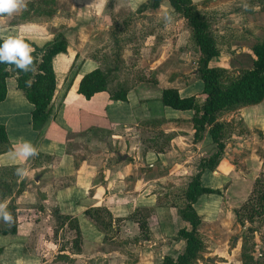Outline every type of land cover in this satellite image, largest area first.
Segmentation results:
<instances>
[{
    "label": "crops",
    "instance_id": "crops-1",
    "mask_svg": "<svg viewBox=\"0 0 264 264\" xmlns=\"http://www.w3.org/2000/svg\"><path fill=\"white\" fill-rule=\"evenodd\" d=\"M110 1L23 0L25 7L21 10L0 14L1 39L18 34L33 49L53 42L57 32L63 34L67 41L66 52L53 59L56 91L49 107L52 108L50 122L42 129L34 128V107L18 88L16 78L6 79L7 96L0 103V125L5 128L11 150L0 154V169L22 168L25 174L10 176L5 181V185H8L5 196L0 193V204L5 205L6 211L17 214L18 220L16 234L3 235L2 230L10 223L0 219V264L97 262L101 256L105 257V253H97V247L105 236L98 229V224L86 215V211L94 208L104 207L112 217H116V212L123 213L121 217H127L135 209H148L152 215L149 218L151 232L153 217H157L160 227H166L170 224L166 196L176 189L168 188V181L177 186L187 177L196 175V162L213 157L217 152L208 131L200 141H194L192 111L177 114L184 111H175L162 104L163 90L172 87L183 98L193 97L182 93L185 85L193 81L188 77L179 81V75L169 74L171 78L167 85L162 84L158 75L156 84L135 80V87L129 92L127 102H113L106 92L95 95L90 101L77 93L80 80L97 68V64L88 57L95 46L89 42L91 37L98 36L96 32L101 29L107 36L110 26L106 11ZM142 1L128 0L126 4L133 5L130 11L135 12V9L138 11L149 2ZM207 1L210 0H192L199 7ZM165 10L166 14L172 11L167 1L156 10V15L161 17ZM149 12L146 15H152L153 12ZM179 26L176 23L174 38L180 37ZM182 43L178 47L177 43L164 40L154 49H147L146 44L134 68L154 74L164 67L173 68V65L178 70L184 61L180 57L181 46L184 49L186 44ZM251 59L255 60L253 54ZM174 69L170 72L175 73ZM158 72L162 74L161 70ZM201 99H204V95ZM227 117L242 119L248 127L264 131V104L241 108L227 114L224 119ZM226 121L231 123L230 120ZM147 134L150 136L147 137ZM156 134V137H152ZM144 137L149 140H143ZM238 140L241 138L238 137ZM24 141L32 144L36 156L27 159L14 157V151ZM95 146H105L106 153L87 152L80 155L81 151H76L87 147L91 151ZM227 149L235 150V147L228 145ZM229 155L226 152L223 160L228 159ZM142 168L145 170L142 171ZM205 172L215 178V186L203 187L220 195L228 173L218 176L217 172ZM119 198L125 199L121 203L115 202ZM176 211V219H172L171 223L178 228L180 224ZM170 213L173 214L172 209ZM198 215L202 220L200 212ZM59 217L69 220L63 221ZM128 221H132L130 216ZM75 223L81 234L79 245L75 244ZM114 224L113 220L112 230L117 232ZM133 225L138 227L135 222ZM47 227L55 233L51 242L54 247L59 246L57 250L52 254L30 252L28 245L33 240L32 243H37L36 237ZM66 229L75 233L70 249L61 245Z\"/></svg>",
    "mask_w": 264,
    "mask_h": 264
},
{
    "label": "rangeland",
    "instance_id": "rangeland-1",
    "mask_svg": "<svg viewBox=\"0 0 264 264\" xmlns=\"http://www.w3.org/2000/svg\"><path fill=\"white\" fill-rule=\"evenodd\" d=\"M127 1L128 0H111L108 10L106 11L110 28L115 24V21H113V18H115L118 23L117 26H120L122 32L121 36L123 38L131 40L133 35L135 37V41L122 45L123 50L120 54V59L121 64L125 67L123 72L131 73L136 81L143 80L141 82L147 81L155 84L158 83L157 78L159 76L163 85H167L166 82L171 78L169 74L179 75L181 78L179 81L185 80L184 77H188L187 79H192L193 81L185 85L182 89V93L184 95L199 97L198 100L202 101L203 99L201 98L203 97L204 85L195 75L197 74L198 55L188 47L189 33L185 28L184 20L175 18L173 11L166 14L165 10L164 14L162 13L163 15L159 17L156 15V10H146L138 13L136 15L137 19L134 20L128 28H125V30L122 31L124 29L122 26L123 20L129 16V14H136L137 12V9H135V12L130 11L132 10L133 5L130 6L126 4ZM136 1L139 2L140 0ZM199 8L202 11L215 13L213 15L212 28L217 33H222L226 36V38L223 39L222 53L219 57L210 61V66L226 67L230 73L235 75L241 70L251 68L254 62L251 59L253 54L252 47L257 41L264 39V0H216L214 2L210 0L200 4ZM148 12L153 13L152 15H146ZM166 16H168V18L165 21H162ZM176 23L180 25L178 28L180 37L177 36L174 38ZM58 30L61 31L62 29ZM101 30L96 32L98 34L97 37L90 38L92 40H90L89 44L92 43V45L95 44V46L92 47L94 50L90 51L88 55H91L95 50H98L107 57V60L109 59V61H111L109 51L113 40L109 37V32L106 36ZM146 34L147 38H145V40L141 39L143 38V35L145 36ZM164 40H168L171 43H177L176 45L178 47L179 44H183L182 42L186 44L184 49V46H181L182 51L180 57L184 58L181 68L175 70L174 65L173 68L164 67L159 69L162 74H158L159 70L154 74L148 73L142 68H134L138 63V59H141V50L146 47V44L147 49H154V47L160 45L159 43ZM141 42L142 44L145 43V45L139 51V54L135 55L134 48ZM155 58L157 59V55ZM172 69L176 72L171 73L170 71H172ZM156 75L158 76L156 77ZM177 80L178 79L172 83H175ZM170 85L179 86V84ZM261 104H264V101L260 103V105ZM170 112L172 111L170 110ZM177 114L188 113L179 112ZM226 120L231 121V123H228L231 124V130L233 133L227 142L222 160L224 159L226 152L230 155L227 156L228 159L223 160L222 165L221 160L218 169L214 172H217L218 176L220 174L228 173V179L223 182L224 188L220 189L222 191H220V195L214 194L202 196L198 202L200 204V210L198 203L195 206L198 213L200 212L202 215V225L199 228V234L203 241L204 248L199 253L194 264H241V254L244 242L243 234L247 231L249 225H247V229L244 231V227L236 221L234 211L240 208L247 200L253 189L256 178L264 172V131H260L255 127L250 128L248 127L249 125L244 123V120H240L236 117L233 119L227 117ZM151 127L154 129L157 128V126ZM148 136L150 135L147 134V137ZM156 136L157 134L152 135V137ZM147 137H144L143 140H149ZM238 137L241 138L240 141L238 140ZM228 145L235 147V150L227 149ZM76 151H81V155L87 154V152L106 153L107 149L105 146L101 148L95 146L91 151L88 150V147L87 149L79 148ZM143 170H145V168H142V171ZM217 173L215 174L216 176ZM140 178H142V176H140ZM214 179L215 178L211 177L209 172H205L202 176V186H210L212 188L215 186ZM187 182V179H185L179 182V185L175 186L171 185L172 183L168 181L169 186L167 187L182 189L186 186ZM172 192L173 190L166 196L165 200L166 205H168L167 216L170 224H167L166 227H160L157 217H153V232H151L150 241L140 240L141 235L139 228L133 225V215L136 214L137 209L130 212L127 217H121L123 213L116 212V217L113 216L112 221H115L113 226L117 228V232L112 230V225L107 228L98 225V229L103 233L105 238L102 241V244L98 245L97 253H105V257L101 256L100 260L92 263L162 264L166 256L176 258L183 251L185 246V242L179 237L178 232L182 229H186L188 224L181 219L179 211V219L177 222L180 225H178V228L171 223L172 219L175 221V213L177 212L176 210H178V208L175 210V207L172 206ZM209 197L210 199L208 201L203 202ZM123 199L119 198L115 202L121 203ZM160 200L164 201L163 198H160ZM169 208L173 210L172 215L170 213L171 209L169 210ZM117 215L120 216L117 217ZM129 216L132 220L130 222L128 221ZM150 217H152L151 213ZM106 221L110 222L108 219H106ZM42 231L43 232L36 237L37 243H32L33 240L28 245V248L31 249L30 252L32 253L52 254L59 247H54L51 242V239L54 240L55 233L53 232V229L50 230L48 227ZM74 236L75 233L72 230L66 229L62 234L61 245L68 247V249H70V247L72 248L71 244ZM253 240L255 243V246L252 249L253 257L255 259L263 258L264 239H262L260 233H254ZM95 249L96 247L93 248V251ZM88 264H91V262Z\"/></svg>",
    "mask_w": 264,
    "mask_h": 264
},
{
    "label": "trees",
    "instance_id": "trees-1",
    "mask_svg": "<svg viewBox=\"0 0 264 264\" xmlns=\"http://www.w3.org/2000/svg\"><path fill=\"white\" fill-rule=\"evenodd\" d=\"M167 1L172 8L175 18L183 19L186 30L189 33L188 47L198 55L196 77L204 85L202 101L196 96L183 98L178 90L169 88L162 92V104L175 111H192L194 116L192 124L195 130L194 141H200L208 131L210 138L217 147L213 157L201 159L196 162L197 174L187 178V184L182 189L172 192V206L178 208L180 217L189 228L179 231V237L185 242L183 251L176 257L166 256L162 264H194L204 244L199 234L202 220L194 205L203 195H212L217 192L202 186V176L205 171L214 172L223 158L228 140L232 136L231 124L224 117L241 108L256 106L264 101V39L257 41L252 52L255 56L253 65L249 69L241 70L238 74H232L227 68L212 67L210 61L219 57L222 53L223 39L225 34L217 33L212 28L214 12L200 10L192 0H149L137 12L129 14L123 22V30L128 28L138 13L146 10H157L163 2ZM114 25L109 30V37L113 40L110 47V59L98 50L88 55L96 64L97 68L86 74L79 82L77 93L90 101L99 93H108L113 102H127L130 91L135 87V80L131 73L123 72L125 68L121 64L120 54L122 45L135 41L134 35L131 40L121 36L120 26L115 18ZM122 29V27H121ZM147 34L143 35V40ZM1 39V38H0ZM140 40V39H139ZM141 41V40H140ZM144 42V41H143ZM142 42L135 46V55L144 47ZM67 50V41L60 32L56 34L53 42L42 48L34 47V70L28 73L13 70L11 66L0 64V103L6 99V79L16 78L18 88L22 90L27 100L34 107L32 122L34 128L40 130L51 119L52 108L49 109L56 91V77L53 68V59ZM100 54V55H99ZM11 145L8 141L4 126L0 125V154L9 152ZM16 174V169H0V193L5 196L7 179ZM12 216L10 225L2 230L3 235L16 234L18 220L16 215L8 211ZM236 221L243 227L249 225L243 234V247L241 264H264V257H253L254 233H260L264 239V172L255 180L253 189L243 203L234 211ZM86 215L96 224L104 228L112 225V216L104 207L86 211ZM150 211L137 209L133 215L134 222L138 225L142 241H150L151 229L149 224ZM60 220H69L59 217ZM108 219L110 222H107ZM73 229L76 231L75 244L81 242V234L77 223ZM2 250H0L1 254Z\"/></svg>",
    "mask_w": 264,
    "mask_h": 264
},
{
    "label": "clouds",
    "instance_id": "clouds-1",
    "mask_svg": "<svg viewBox=\"0 0 264 264\" xmlns=\"http://www.w3.org/2000/svg\"><path fill=\"white\" fill-rule=\"evenodd\" d=\"M25 7L23 0H0V14H12ZM32 46L20 35H9L0 39V64L11 66L13 70L28 73L34 70V56ZM14 157H34L36 149L28 141L18 145L13 153ZM16 174L23 176L22 168L16 169ZM0 219L6 223L12 222L11 214L6 211L5 205L0 204Z\"/></svg>",
    "mask_w": 264,
    "mask_h": 264
},
{
    "label": "water",
    "instance_id": "water-1",
    "mask_svg": "<svg viewBox=\"0 0 264 264\" xmlns=\"http://www.w3.org/2000/svg\"><path fill=\"white\" fill-rule=\"evenodd\" d=\"M247 229V226L246 227H244V231Z\"/></svg>",
    "mask_w": 264,
    "mask_h": 264
}]
</instances>
